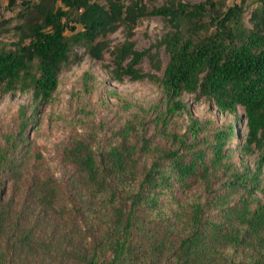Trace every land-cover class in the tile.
<instances>
[{"label":"trees","instance_id":"trees-1","mask_svg":"<svg viewBox=\"0 0 264 264\" xmlns=\"http://www.w3.org/2000/svg\"><path fill=\"white\" fill-rule=\"evenodd\" d=\"M16 1L5 0L6 8ZM251 2L247 26L242 5L211 17L214 0H168L151 10L141 0L33 6L37 21L13 29L15 41L0 46V97L28 95L32 111L25 118L26 107L18 110V133L0 145V264H264V202L257 198L264 195V0ZM148 17L173 27L157 44L168 56L159 100L134 107L99 153L95 139L69 137L61 184L48 171H29L24 127L51 101L75 47L100 62L107 42L99 39L122 26L125 41L109 52L111 80H155L140 65L147 59L158 71L157 56L130 40ZM185 96L230 121L198 122Z\"/></svg>","mask_w":264,"mask_h":264},{"label":"rangeland","instance_id":"rangeland-1","mask_svg":"<svg viewBox=\"0 0 264 264\" xmlns=\"http://www.w3.org/2000/svg\"><path fill=\"white\" fill-rule=\"evenodd\" d=\"M28 4L23 5L17 0L11 8H6L5 0L0 1V46L8 47L15 41L13 29L20 25H26L27 21H37L33 6L44 2L47 5L54 4L58 7V0H24ZM102 4V0H93ZM205 0H176L188 5L203 3ZM215 11L213 14L223 13L226 8L233 5H242L243 22L246 25L248 12L253 8L251 0H214ZM141 4L147 9H155L168 5V0H141ZM173 27L159 17L143 18L136 23L132 30L131 39L134 49L144 51L150 49V53L157 56L160 68L158 71L152 69L148 60L140 65L142 73L155 77V80L144 79L131 82L123 79L117 83L111 80L108 70H111V56L109 52L125 41L124 27L120 26L115 32L100 38L107 42L103 60L98 62L92 60L85 53L83 48L75 47L69 61L60 70L57 77L58 87L52 95L51 101L39 109L33 117L34 122L24 127L23 135L27 139L29 156V171H48L57 183L63 182L65 174L69 169L61 162L60 152L68 138L73 136L77 139H95L92 143L93 151L99 153L102 149L101 142L108 135L109 130H117L122 123L136 115L134 107L146 109L155 104L160 98L158 80L162 76L168 56L163 48L157 44L162 36L172 31ZM106 67V68H105ZM114 93L124 97L131 107L122 105L111 96ZM186 111L198 122L205 119L212 121L217 127L230 121L228 116L218 114L212 106L204 100H194L192 97H183ZM26 107L25 118H28L32 111L28 95L15 93L0 97V145H3V138L13 137L18 133L19 118L18 110ZM237 110V115H240ZM182 130L187 127V115L183 114L178 119ZM236 133L239 140L244 134L243 124L236 125ZM95 135L94 138H91ZM235 142L230 141L228 146L235 148ZM238 162V160H237ZM247 166H252V158L245 160ZM264 177V174H263ZM8 186V185H7ZM6 186V187H7ZM264 192V178L262 182ZM7 196L5 194L4 199ZM261 202H264V195H257Z\"/></svg>","mask_w":264,"mask_h":264}]
</instances>
